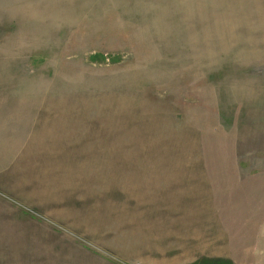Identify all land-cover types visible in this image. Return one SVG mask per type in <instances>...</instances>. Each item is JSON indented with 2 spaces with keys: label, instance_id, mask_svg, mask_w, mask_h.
<instances>
[{
  "label": "rangeland",
  "instance_id": "obj_1",
  "mask_svg": "<svg viewBox=\"0 0 264 264\" xmlns=\"http://www.w3.org/2000/svg\"><path fill=\"white\" fill-rule=\"evenodd\" d=\"M0 264H264V0H0Z\"/></svg>",
  "mask_w": 264,
  "mask_h": 264
},
{
  "label": "crops",
  "instance_id": "obj_2",
  "mask_svg": "<svg viewBox=\"0 0 264 264\" xmlns=\"http://www.w3.org/2000/svg\"><path fill=\"white\" fill-rule=\"evenodd\" d=\"M10 106H11V107H12V109H13V105H11V104H10ZM6 110H7V111H9V110H11V109H10V108H8V107H6ZM5 114H7V113H5ZM42 131H43V130H42ZM26 134H27V136H28V132H27ZM26 139H27V137H26Z\"/></svg>",
  "mask_w": 264,
  "mask_h": 264
}]
</instances>
